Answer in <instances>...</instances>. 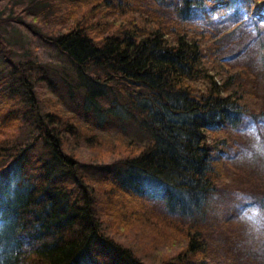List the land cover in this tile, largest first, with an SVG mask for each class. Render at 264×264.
<instances>
[{
	"label": "trees",
	"instance_id": "1",
	"mask_svg": "<svg viewBox=\"0 0 264 264\" xmlns=\"http://www.w3.org/2000/svg\"><path fill=\"white\" fill-rule=\"evenodd\" d=\"M258 1L81 0L52 19L49 5L38 19L19 9L70 68L60 93L74 89L94 123L59 105L47 64L0 58V264L241 258L240 216L264 220V190H227L257 181L242 162L255 155L249 122L264 153ZM109 123L135 138L100 134Z\"/></svg>",
	"mask_w": 264,
	"mask_h": 264
},
{
	"label": "rangeland",
	"instance_id": "2",
	"mask_svg": "<svg viewBox=\"0 0 264 264\" xmlns=\"http://www.w3.org/2000/svg\"><path fill=\"white\" fill-rule=\"evenodd\" d=\"M42 5H49L50 8L47 13H52L49 17V19H52L54 16L53 13L63 16L71 13L75 16L77 13H80L82 3L81 0H0V43L2 45L1 47H3L2 52L0 50V58L4 55H8L9 59L15 63L32 61L39 64H47L49 71L46 75L50 77L59 105L68 112L74 114L83 124H92L94 121H92L89 115L85 116V113L82 112L80 104L78 103L80 97H78L77 92L74 89L71 90V93H60L63 85H71V88L74 87L72 86L74 85V81L71 79L72 73L69 72L70 68L67 63H65L63 58L59 57L49 45L44 41H41L38 35L29 36L20 26L21 21L28 25H31L32 22L23 18L19 14V9L23 8L24 13H32V16H36L38 19L39 13H44L41 12L40 6ZM256 5L257 6L254 9L255 15L261 21H264V0H259ZM43 21L48 23L47 19L39 20V22ZM57 21H61L60 17L57 18ZM32 26L36 32H39L40 27L36 25V23ZM3 50H7V54H5ZM3 70L5 69L3 68ZM60 76L64 78V82L62 79H58ZM39 100H41V97L38 96V103ZM26 121L27 120H25V122ZM26 125L30 126L28 122H26ZM249 125L251 128H254L250 122ZM99 129L101 130L100 134L106 135L108 138L114 136L113 134L125 141L135 138L134 132L121 130L114 124H104L102 127H99ZM23 133L26 134V131H23ZM242 141H246L247 144L249 143V147L255 151L253 158L249 159L250 155L248 153L246 158L243 159V163L247 162V164L243 165L244 173L256 176L257 181L254 185H247L242 182H237L238 179H236L229 184L230 186H234V189L227 190L241 193L238 186L242 185V189L245 191L253 190L255 188L264 190V164L263 168H260L262 169V172L252 168L257 161H262L264 163V153H262L258 147L260 144L256 132L255 135H252L248 139H243ZM218 151L224 153L221 148H219ZM226 152L228 151L226 150ZM243 175L244 174L240 175V178H242ZM225 182H229V180H225ZM228 195L230 197L235 196L233 193H228ZM247 211L249 213H243L238 222V234L242 237L243 241L237 257L242 256L241 258H235V264H264V254H260V249H264V247H256L257 239L264 238V220L261 219L260 216L257 217L254 209L247 208Z\"/></svg>",
	"mask_w": 264,
	"mask_h": 264
},
{
	"label": "clouds",
	"instance_id": "3",
	"mask_svg": "<svg viewBox=\"0 0 264 264\" xmlns=\"http://www.w3.org/2000/svg\"><path fill=\"white\" fill-rule=\"evenodd\" d=\"M261 246H264V238H258L256 241V247L259 248Z\"/></svg>",
	"mask_w": 264,
	"mask_h": 264
},
{
	"label": "snow or ice",
	"instance_id": "4",
	"mask_svg": "<svg viewBox=\"0 0 264 264\" xmlns=\"http://www.w3.org/2000/svg\"><path fill=\"white\" fill-rule=\"evenodd\" d=\"M255 132H256V130L254 128L249 130V134H251V135H255Z\"/></svg>",
	"mask_w": 264,
	"mask_h": 264
}]
</instances>
